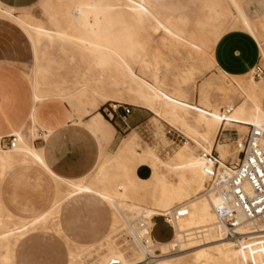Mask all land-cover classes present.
I'll return each instance as SVG.
<instances>
[{"label":"bare ground","instance_id":"6f19581e","mask_svg":"<svg viewBox=\"0 0 264 264\" xmlns=\"http://www.w3.org/2000/svg\"><path fill=\"white\" fill-rule=\"evenodd\" d=\"M242 2L201 0L199 7L170 11L158 9L147 0H50L45 12L46 22L28 14L16 17L0 9V19L19 27L34 49L35 69L30 77L32 111L46 97L65 101L75 123L88 127L99 142L97 167L104 163L106 148L114 133L99 110L109 102L123 103L124 96L129 97L127 103L148 110L152 115L151 122L160 120L179 128L183 138L193 146L189 147L187 142L176 145L167 138L163 125L159 123L155 125L156 143L144 154L152 160L149 179L138 181L126 172L121 154L130 142L127 137L114 156L118 175L99 190L85 184L87 177L79 181L55 178L65 186L61 189L62 198L52 209L57 217L61 204L71 195L95 193L111 208V229L121 228L132 237L134 245L132 255H127L115 243L116 239L107 236L98 245L70 251L69 264H109L113 260L120 264H264V223H258L254 231H250L252 228L249 226L243 228L246 235L240 240L232 241L226 236L225 227L214 211L218 199L210 190L213 186L210 179L203 174L201 158L202 153L212 151L218 153L221 162L236 158L235 149L230 147L225 152V148L216 142L221 127L223 131L229 127L247 126L248 131V126H253L264 133L261 108L264 79L255 82L252 73L238 78L227 75L215 67L212 58L213 47L221 36L228 31L243 30L257 41L264 59V18L257 22L247 19L241 11ZM118 9L127 12L130 22L128 44L124 49L107 45L98 32L100 20ZM155 35L159 36L157 42ZM55 47L62 53L76 54L86 63L83 73L72 86L63 76L50 74L52 65L56 64L50 51ZM178 47L187 50L188 60L198 63L183 72L184 83L192 82L201 68L216 69L218 94L223 98L241 97L236 105L221 110L229 111L224 118L205 95L204 86L198 93L199 104L188 98L190 93L186 95L178 82L169 90L166 74L172 62L167 59L168 55L164 56L163 50L177 53ZM136 70L139 74L135 73ZM90 114L89 120L84 122L83 118ZM29 125L28 133L20 129L12 134L17 137L18 147L0 151V176L15 164H36L46 168L41 150L33 145L38 137L33 112L29 116ZM136 141L132 136V145ZM179 208L185 209L187 215L172 223L174 233L171 241L158 244L152 241L146 246L139 243L136 238L137 221L152 223L154 216ZM49 215L36 218L32 226H44ZM1 217L0 209V264H13L14 249L29 232L28 227L24 223L21 227L10 228ZM56 226L59 229V225ZM103 242L105 253L99 255ZM173 251L178 254L169 256ZM93 252L98 254L97 260L87 263L95 256Z\"/></svg>","mask_w":264,"mask_h":264},{"label":"rangeland","instance_id":"374dc122","mask_svg":"<svg viewBox=\"0 0 264 264\" xmlns=\"http://www.w3.org/2000/svg\"><path fill=\"white\" fill-rule=\"evenodd\" d=\"M49 1L50 0H41L34 7L20 10L14 14L7 8L2 6H0V8L11 12L16 17L28 14L36 20L46 22L45 12ZM200 1L201 0H179L173 3L156 2L155 7L162 10L185 11L187 8L199 7ZM110 29L111 28H108V30ZM111 30L115 31V33H119L121 31L118 26H115ZM155 37L157 42L159 40V36L155 35ZM106 39L109 43L115 46L121 45L124 42V38L121 36L113 37L107 35ZM41 50H43V47ZM163 51L164 56L168 55L166 56L167 59L172 62L170 71L166 74V82L169 85V90H172L171 87L173 84L178 82L181 84L186 95L189 93L191 94L187 95L188 98L190 97L189 99L194 100L196 104H199L200 96L198 93L201 87L204 86V93L210 101L219 103V111L226 109L227 105L234 106L240 102L241 97L238 95L223 98L218 94L217 85L219 75L217 71H210L201 68L195 75L192 82L184 83L183 72H185L191 65L195 64L197 66V61L188 60L186 56L187 50L182 47H178L177 53H168L165 49ZM50 52H52L53 58L56 62V64L51 67V76H63L70 82V86H72L74 81L83 73V70L86 68V63L82 62L76 54L70 52L62 53L57 47ZM42 65L45 66V61L42 62ZM135 73L139 74L138 70H136ZM30 74L31 70L29 73L25 74V77L29 83L31 91ZM168 75L169 77H167ZM258 81L255 80V82ZM185 84L187 85L184 86ZM77 89H79V87H77ZM123 101V103L129 102V97L124 96ZM53 105L57 110L61 109L64 113L68 114V118L75 122V118L73 114H71L69 105L64 102ZM116 105L119 104L116 103ZM128 105H132V103L130 102ZM111 111L112 107L110 104L103 106L101 110H99L103 120L107 123L112 122V120H109V114ZM149 118L148 128L152 131V133L154 132L152 134V139L148 140L147 136L140 135V133H136L135 131H132L126 136L130 142H128L126 147L123 148L121 156L125 162V170L131 177H134L135 166L137 168L140 165L150 166L152 164V160L144 154L147 153V149L149 147H152L156 143V124L160 123L163 125L164 134H166V131L169 128L178 132L180 131L179 128H177V130L176 127L164 124V122L160 120L157 122H151V114ZM20 128L23 130V133H28L30 125L29 123L27 125L23 124L13 130L12 134ZM246 132H238L236 129L227 130L226 133H220L218 135L217 142L228 145L229 151L230 147L234 149V146L231 143L233 138H235L234 134L240 137V135L242 136V134L244 135ZM132 136H135L137 139L133 145L131 143ZM166 136L176 145L187 142L182 135L180 137H176V135L166 134ZM227 139H230V141H227ZM123 140L120 142L117 149L120 147ZM6 141L7 139L4 142L0 141V151L9 150ZM34 142L33 145L35 144L34 146L38 148L40 146L39 143L37 141L35 143ZM187 144L189 147L193 148L190 142H187ZM117 149L110 153L106 148L104 163L98 167L96 166L95 170L87 177L85 184L94 190H99L106 182L118 175L119 171L114 168L116 165L114 156ZM64 188L65 186L63 184L51 178L41 168L34 164H15L14 167L7 170L3 176H0L1 218L8 223V226H11L10 228L21 227L25 223L29 231L19 242L16 250L14 251V264H69L70 251L77 252L81 246H87L103 241L105 236H111L112 240L116 239L114 241L120 247V250L127 252V255H132L131 251L132 247L134 248V245L128 235L124 231L122 232V230H120L121 228H117L115 231L111 229L112 211L98 198L94 196H80L74 198L62 205L57 217L56 211H53L52 209L54 204L62 198L63 194L61 189L63 190ZM140 206L144 207V205ZM47 214L50 215L48 216L47 223L44 226H32L36 218ZM157 219H155L156 227L154 228V238L157 241L171 240L173 236L171 229L164 225L160 218ZM56 224L59 225L60 231H58ZM103 247H105L104 242L101 250H98L99 255H103L105 253ZM155 249L158 251L157 248ZM93 253L95 256H92L87 263H93L97 260L98 254L95 252ZM177 254L178 253H176V251H173L169 256L174 257Z\"/></svg>","mask_w":264,"mask_h":264},{"label":"crops","instance_id":"0c3cea01","mask_svg":"<svg viewBox=\"0 0 264 264\" xmlns=\"http://www.w3.org/2000/svg\"><path fill=\"white\" fill-rule=\"evenodd\" d=\"M40 1L41 0H0V6L11 10L14 14L20 10L34 7ZM147 1L155 6L156 2L173 3L179 0ZM241 11L247 19L254 22L260 21L264 18V0H243L241 4ZM128 25H130V22L127 12L125 10L118 9L112 13L106 14L100 20L98 32L101 39L107 45L117 49H124L128 44ZM115 26H118L121 29L119 33H115V31L111 30ZM108 28L111 29L108 30ZM107 35L113 37L121 36L124 38V42L118 46L112 45L107 41ZM249 36L250 34L243 30L228 31L221 36L212 50V58L215 63V67L225 74L236 78L243 77L246 74L251 73V70L259 61L260 48L257 41L253 39V37ZM35 62L36 58L33 46L24 32L15 24L0 19L1 142H4L7 137L12 135L13 130L23 124L27 125L29 123L28 118L31 112H33L34 121L38 128V137L34 141H37L40 145L38 148L41 150L42 161H44L43 163L46 168L41 165H34L41 168L47 175L54 178V180L56 178L63 181H79L88 177L95 170L100 158L99 142L88 127L83 124L73 122L68 118V114L64 113L61 109L57 110L55 108L53 104H60V102L67 104L60 98H43L32 111L33 92L32 87L30 91V86L25 74L29 73L31 70L30 77L32 76L35 69ZM210 71H216V69H211ZM167 77H169V75ZM261 78L264 79V75ZM212 103L220 109L218 102L212 101ZM107 104L114 107L109 114V120H112L109 124L113 127L114 133L112 136L113 138H111L112 140H110L107 147L108 152H114L120 142L132 131L140 133V135L147 136L148 140L153 138V133L148 128L150 120L149 116L151 114L148 110L132 104L129 105L130 114L125 116L123 109L125 105H128V103H118L119 105H116V103L109 102ZM261 108L264 112V97L261 102ZM90 117L91 114L83 118L84 122H87ZM20 129H18V131ZM232 129H236L238 132H246L247 126L241 128L229 127L223 131ZM18 131H15L14 134ZM220 132L221 129L219 134ZM219 144H221L225 148V152H227L228 145L222 143ZM135 168V174L133 171L135 179L138 181H145L150 178L152 170L149 165H140L136 169ZM80 196H94L110 208L106 201H104L100 196L90 192H81L79 194L76 193V195H71L61 204L60 208L63 204H66L68 201ZM39 218H41V216L37 219ZM58 231L60 230L58 229ZM106 237L107 236L104 237L103 241ZM154 240L157 243H165L171 241L172 239L169 241H157L154 238ZM19 242L17 243L16 248ZM100 243H102V241L81 247L95 246Z\"/></svg>","mask_w":264,"mask_h":264},{"label":"built area","instance_id":"2783aa9c","mask_svg":"<svg viewBox=\"0 0 264 264\" xmlns=\"http://www.w3.org/2000/svg\"><path fill=\"white\" fill-rule=\"evenodd\" d=\"M253 79L260 80L264 75V59L259 57L258 63L251 70ZM124 115L130 114V106H124ZM229 111H221V117ZM224 121V120H223ZM248 131L239 140L234 134L232 140L236 150V158L221 162L218 153H202L203 174L212 183L211 191L217 196L218 203L214 211L223 223L226 236L232 240H240L246 234L243 228L249 226L250 231H254L258 223H264V133L253 126H248ZM227 130L220 133H226ZM167 135L181 134L169 128ZM230 141V139H227ZM7 146L14 148L17 145V137L10 135L7 137ZM185 209H173L160 216H154L152 223L143 220L137 221L136 238L139 243L146 246L148 242H156L153 238L155 219L160 218L167 225L172 235L174 228L172 223L185 217ZM129 239L132 237L128 235ZM109 264H120L118 260H113Z\"/></svg>","mask_w":264,"mask_h":264},{"label":"trees","instance_id":"16d2710c","mask_svg":"<svg viewBox=\"0 0 264 264\" xmlns=\"http://www.w3.org/2000/svg\"><path fill=\"white\" fill-rule=\"evenodd\" d=\"M102 108V107H101ZM101 108H100V110H101Z\"/></svg>","mask_w":264,"mask_h":264}]
</instances>
